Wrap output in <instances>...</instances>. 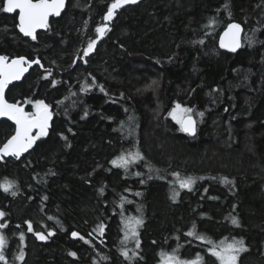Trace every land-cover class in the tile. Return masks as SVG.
<instances>
[{
  "label": "trees",
  "instance_id": "obj_1",
  "mask_svg": "<svg viewBox=\"0 0 264 264\" xmlns=\"http://www.w3.org/2000/svg\"><path fill=\"white\" fill-rule=\"evenodd\" d=\"M4 3L0 54L42 62L7 98L28 112L42 100L54 121L0 159V264H164L175 252L218 264L210 250L226 239L243 240L240 264H264V0L122 6L86 63L113 0H69L35 40ZM232 21L245 28L236 53L219 46ZM177 104L195 136L172 119ZM14 132L1 121L0 147ZM186 177L196 182L182 188Z\"/></svg>",
  "mask_w": 264,
  "mask_h": 264
},
{
  "label": "snow or ice",
  "instance_id": "obj_2",
  "mask_svg": "<svg viewBox=\"0 0 264 264\" xmlns=\"http://www.w3.org/2000/svg\"><path fill=\"white\" fill-rule=\"evenodd\" d=\"M65 0H5L3 11L7 13H14L18 10V28L21 33L25 36H30L33 40L36 39L37 29L47 28L48 20L51 15H59L62 8L64 7ZM135 3L136 0H113V3L108 7L107 14L105 15V20H111L115 15V10L120 8L122 5L127 3ZM107 25L103 27H98L97 32L103 35L106 31ZM241 31V26L239 24H229L227 30L224 32L220 40V47L229 48L235 51L240 47L239 33ZM96 41H91L88 44V48L85 55L91 51L95 45ZM26 62L25 57H19L12 59L8 62V57L0 56V116H6L9 119L15 121L16 132L7 143L0 147V153L11 154L19 156L21 152L27 151L32 147L35 140L42 135H46V130L48 127V122L51 119V113L48 110V105L42 100L35 102L36 111L33 113H27L24 109L18 106V103H9L5 99V89L7 86L15 80H19L27 68L24 67ZM28 63H39V60L31 61ZM192 109L181 108L179 104L172 110L170 115L173 119L181 126V130L188 132L189 134H195V122L193 121L190 113ZM201 115H203L201 113ZM39 129L37 135H31L32 129ZM122 162L125 163L124 158H120ZM115 164L116 161H113ZM178 175V174H177ZM227 179V178H225ZM191 178L187 180H181L180 186L188 187L191 183ZM11 185H5L4 191H8ZM15 195V193H13ZM3 215V213H0ZM232 222L237 224L236 218H233ZM137 224L140 221H136ZM2 227V225H0ZM29 230L31 231V226L29 225ZM73 236L78 235L73 233ZM192 235V233H190ZM41 240L46 239L43 234H38ZM203 239V237H198ZM3 237H0V248L3 247ZM246 251L243 240L234 241L231 244H222L219 250L215 248L211 249L212 255H214L219 264H236L239 253ZM75 255V253H72ZM22 258V256H21ZM4 259L3 252L0 251V260ZM188 264V262H185ZM195 264V262H192Z\"/></svg>",
  "mask_w": 264,
  "mask_h": 264
},
{
  "label": "water",
  "instance_id": "obj_3",
  "mask_svg": "<svg viewBox=\"0 0 264 264\" xmlns=\"http://www.w3.org/2000/svg\"><path fill=\"white\" fill-rule=\"evenodd\" d=\"M139 1H140V0H136V2H139ZM68 2H69V0H65V2H64V7L62 8V10H61V12H60V14H59L58 16H57V15H51V16L49 17V20H48V26H49V23H50L51 18H53V17L58 18V17H61V16H62V14H63V13L66 11V9H67ZM136 2H135V3H136ZM128 4H132V3L130 2V3L124 4V5H122V6H125V5H128ZM122 6H121V7H122ZM118 9H119V8H118ZM118 9L115 10V13H116V11H117ZM6 13H7V12H6ZM14 13H16V12H14ZM14 13H8V14H14ZM17 13H18V10H17ZM112 19H113V17H112ZM112 19H111V20H112ZM111 20H106V21L103 23L102 27H103L104 25H107V29H106V31L103 33V35H101L100 33H97V35H96V36L94 37V39H93L94 41H96V43H95L93 49L87 53V55H85V52H86V50H87V48H88V44H89V43H88L87 46L85 47V49H84V51H83V54L80 56V59H81L84 63H86V62H87V59L90 58L92 55H94V54L96 53L97 48H98V45L100 44V42H101L103 39H105V38L107 37L109 31H110L111 28H112V27H111V23H110ZM18 22H19V20H18ZM233 23H235V24H239V25L241 26V31H240V33H239L240 47H238L235 51H232V50H230L229 48H222V47H220L222 50L227 51V52H230V53H236V52H238L241 48H243V44H244V33H245V28H244L243 24H241L239 21H232V22H230L229 24H233ZM229 24H228V25H229ZM228 25H227L226 28L223 30V32L220 34V37H219V46H220V40H221V37L223 36L224 32L227 30ZM47 29H48V27H47V28H42V29H37V31H36V38H37V36H38V34H39L40 32H45V31H47ZM18 31H19V28H18ZM19 33H20L21 35H23L24 37L31 38L30 36H25V35H24L23 33H21L20 31H19ZM31 39H32V38H31ZM32 40H33V39H32ZM93 40H91V41H93ZM91 41H90V42H91ZM0 56H4V55H1V54H0ZM20 57H25V56H20ZM15 58H19V57H14V58H10V59L8 58V62L10 63L11 60H12V59H15ZM25 58H26V62H25V64H24V67L27 68V71L23 73V75L21 76V78H20L19 80L12 81V82L7 86V88L5 89V93H4V95H5V99H6L9 103H16V102H12V101H10V100L7 98V92H8L9 87H10L11 85H14L15 83H18V82L23 81L24 78L30 73L31 69L34 68L36 65H42V62H41L40 59H35V60H39V63L36 64V63H28V62L35 61V60H30V59H28L27 57H25ZM18 106L22 107V108L24 109L25 112L29 113V112H28L23 106H21L20 104H18ZM48 110H49V112L51 113V119H50L49 122H48V127H47V130H46V135H42V136H47V135H49V133L51 132L52 126H53L54 115H53L52 109H51L50 107H48ZM191 117H192L193 121L195 122V129H196L195 134L193 135V134H189L188 132H184V131H183V132H184L185 134L190 135V136H195V135L197 134V130H198V123H197V120H196V118H195L194 116L191 115ZM2 120H8L9 122H11V123L15 126V132H16L15 121L9 119V118L6 117V116H0V123H1ZM15 132H14L13 135H15ZM38 132H39V129L34 128V129H32L31 135L35 136V135H37ZM13 135H12V136H13ZM12 136H11V137H12ZM11 137H10V138H11ZM10 138H9V139H10ZM9 139H8V140H9ZM8 140H7V141H8ZM7 141H6L5 143H7ZM37 141H38V138L35 140V142H34V144L32 145V147H33L34 145H36ZM5 143H4V144H5ZM4 144H3V145H4ZM3 145H2L1 147H3ZM32 147H31V148H32ZM31 148H29L27 151L21 152V153L19 154V156H22V155L26 154ZM13 156H15V155H11V154H7V155H6V154H3V153H0V159H1V158L9 159V158H11V157H13Z\"/></svg>",
  "mask_w": 264,
  "mask_h": 264
},
{
  "label": "rangeland",
  "instance_id": "obj_4",
  "mask_svg": "<svg viewBox=\"0 0 264 264\" xmlns=\"http://www.w3.org/2000/svg\"><path fill=\"white\" fill-rule=\"evenodd\" d=\"M112 21V20H111ZM111 23V22H110ZM103 24V23H102ZM97 35V34H96ZM91 41V40H90ZM81 56V55H80ZM88 60V59H87ZM47 105V104H46ZM180 106H181V108H187V107H185V106H183V105H181V104H179ZM49 107V106H48ZM36 111V109H35V107H34V111H29L30 113H33V112H35ZM193 113L191 112L190 113V115H192ZM193 116V115H192ZM172 117V116H171ZM172 119H173V117H172ZM179 126H180V124L177 122V120H175V119H173ZM198 123V122H197ZM181 127V126H180ZM130 159H136L135 157H133V156H130L129 157ZM179 178V177H178ZM187 179H189V178H183L182 180H187ZM178 181H179V179H178ZM181 181V180H180ZM179 181V182H180ZM191 183L189 184V186L188 187H191L192 185V183H194V182H196V179H193V178H191ZM1 219H2V215H0V221H1ZM137 225L138 224H134L133 222L131 223H128L127 225H126V227H127V232H128V237L130 236V235H132V234H134V232H135V230L138 228L137 227ZM136 234V233H135ZM221 242H217L216 244H215V246L217 247V248H215L216 250H219L220 249V247H221V245L222 244H231V243H233L234 241H239V240H227L226 239V241H224V240H220ZM210 252H211V250H210ZM243 252V251H242ZM242 252H240L239 253V255L242 253ZM176 254H178L177 252H175V255H173V253H168V254H165V255H161V258H162V261H163V263L164 264H185V262H188V264H192V262H195V264H206L207 263V261H208V258L207 257H204V256H202L201 257V259H198V258H195V259H186V260H182L179 256H177ZM179 255V254H178ZM211 256L212 257H214V258H216L214 255H212V252H211ZM218 264H219V261H218ZM236 264H240L239 263V256H238V258H237V261H236Z\"/></svg>",
  "mask_w": 264,
  "mask_h": 264
},
{
  "label": "bare ground",
  "instance_id": "obj_5",
  "mask_svg": "<svg viewBox=\"0 0 264 264\" xmlns=\"http://www.w3.org/2000/svg\"><path fill=\"white\" fill-rule=\"evenodd\" d=\"M16 13H17V12H16ZM17 14H18V13H17ZM17 18H18V17H17ZM105 21H106V20H105ZM105 21H104V22H105ZM18 23H19V22H18ZM102 25H103V24H102ZM102 25H101V27H102ZM111 27H112V26H111ZM17 28H18V25H17ZM97 33H98V32H97ZM97 33H96V34H97ZM93 39H94V38H93ZM93 39H92V40H93ZM89 42H90V41H89ZM89 42H88V43H89ZM88 43H87V44H88ZM86 46H87V45H86ZM86 46H85V47H86ZM85 47L83 48V51H84ZM83 51H82V54H83ZM82 54H81V55H82ZM19 57H20V56H19Z\"/></svg>",
  "mask_w": 264,
  "mask_h": 264
}]
</instances>
